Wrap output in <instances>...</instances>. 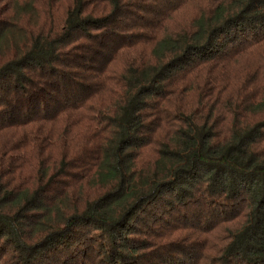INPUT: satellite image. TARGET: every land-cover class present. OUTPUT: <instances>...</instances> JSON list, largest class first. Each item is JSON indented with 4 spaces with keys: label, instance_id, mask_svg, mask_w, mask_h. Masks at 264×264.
I'll return each instance as SVG.
<instances>
[{
    "label": "trees",
    "instance_id": "obj_1",
    "mask_svg": "<svg viewBox=\"0 0 264 264\" xmlns=\"http://www.w3.org/2000/svg\"><path fill=\"white\" fill-rule=\"evenodd\" d=\"M0 264H264V0H0Z\"/></svg>",
    "mask_w": 264,
    "mask_h": 264
}]
</instances>
